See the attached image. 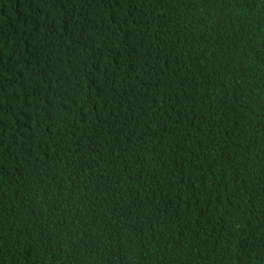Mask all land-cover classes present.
<instances>
[{"label":"trees","instance_id":"obj_1","mask_svg":"<svg viewBox=\"0 0 264 264\" xmlns=\"http://www.w3.org/2000/svg\"><path fill=\"white\" fill-rule=\"evenodd\" d=\"M0 264H264V0H0Z\"/></svg>","mask_w":264,"mask_h":264},{"label":"snow or ice","instance_id":"obj_2","mask_svg":"<svg viewBox=\"0 0 264 264\" xmlns=\"http://www.w3.org/2000/svg\"><path fill=\"white\" fill-rule=\"evenodd\" d=\"M3 245L2 244H0V247H2Z\"/></svg>","mask_w":264,"mask_h":264}]
</instances>
